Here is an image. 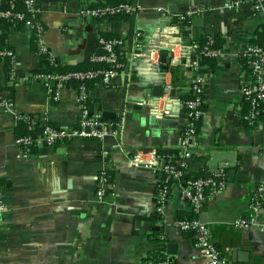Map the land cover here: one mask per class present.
Wrapping results in <instances>:
<instances>
[{
	"label": "crops",
	"instance_id": "crops-1",
	"mask_svg": "<svg viewBox=\"0 0 264 264\" xmlns=\"http://www.w3.org/2000/svg\"><path fill=\"white\" fill-rule=\"evenodd\" d=\"M107 1L37 0L46 49L52 56L60 54L53 56L55 63L79 55L90 30L96 39L100 33L123 39L119 49L127 60L124 67L107 83H94L84 91L89 114L112 113L101 116L113 131L101 140L72 137L36 144L28 152L16 143L23 132L21 118L71 129L79 124L82 106L72 83H64L54 100L53 84L29 77L45 68L32 48L30 30H6L0 23V34L6 32L5 45L15 58L11 75L0 60V89L21 115L0 110V178L6 205L0 214V264H148L160 249L172 264H198L193 233L175 225L179 215L190 211L181 197L184 183L169 184L168 200L158 210L162 174L129 162L138 147L146 148L145 157L158 147L179 153L186 122L181 98L192 93L196 79L202 83L203 114L186 174L222 169L225 181L222 190L206 197L199 218L228 264H264V112L248 120L240 89L249 78L240 52L255 45L264 13L250 0H132L128 19L81 15L83 6ZM185 12L192 15L178 19ZM140 17L168 22L144 41L136 31ZM207 36L219 39L212 71L204 63L206 54L197 48ZM139 48L137 56L143 59L134 66ZM141 80L148 87L168 85L174 94L144 100L147 107L133 118L131 106L143 96ZM105 172L108 191L99 197V177ZM254 195L260 204L257 225L236 227L234 220L248 215ZM117 200L119 206H114ZM168 243H175V253H169Z\"/></svg>",
	"mask_w": 264,
	"mask_h": 264
},
{
	"label": "built area",
	"instance_id": "built-area-1",
	"mask_svg": "<svg viewBox=\"0 0 264 264\" xmlns=\"http://www.w3.org/2000/svg\"><path fill=\"white\" fill-rule=\"evenodd\" d=\"M253 2L254 7L260 12L264 13V0H250ZM24 5L27 11L32 15H37V20L32 21L27 19L25 26L28 30H33L36 35L37 45L41 52L50 53L44 44L43 34L44 25L39 19V8L37 0H24ZM134 6L131 3L120 2L117 4H91L83 6L80 9L82 16L94 17V18H108L118 13H133ZM19 17L22 14L16 13ZM191 12H185L179 14L178 19H184L190 15ZM13 13L10 10H0L1 17L12 16ZM192 15V14H191ZM103 53L94 56V60H106L114 61L115 53L113 45L120 43V40H106L99 38ZM204 53L210 56H217L218 50L213 48L205 49ZM2 55H8L11 57V62H15L13 50H7L0 52ZM240 56L249 58L250 73L249 78L244 80L241 84V93L243 99L248 105V120L255 121L260 117V113L264 112V49L256 45H248ZM2 60V59H0ZM115 71L101 70V69H87V70H72L63 73L56 71L40 72L36 74H29L30 78L36 80H42L46 83L54 85V94L52 98L58 100L60 98V88L64 83L70 80H90L96 76H101V81L107 83L110 76ZM170 86L164 84V92H169ZM193 97L188 99L183 104L186 111V122L182 128L179 153L177 158H170L165 160L159 159L156 150L149 152V157H145L146 148L138 147L129 161L132 166L137 168H146L154 172L161 173V178H164L157 190L156 194V206L158 210H161L166 204L169 197V189L165 182L167 180H180L183 175L186 174L187 160L192 155V148L195 144L197 137V123L200 120L203 110L201 109V93L202 83L199 80L193 81L190 88ZM84 87L80 86L78 92V101L81 103V114L79 124L75 128H58L50 124H45L43 132L37 138H31L29 136L16 138V143L21 144L26 152L29 151V145L47 144L53 145L58 140L68 139L72 137L81 138H94L103 139L106 136L113 133L112 129L106 125V122L102 120L99 114L90 115L85 105ZM163 92V93H164ZM4 95L3 91L0 92ZM0 110L13 112L16 118L21 115L15 110L14 102L5 97L0 98ZM105 179L100 175L99 188L97 189V195L99 197L104 196ZM225 187L224 172L220 169L216 174L212 176H199L197 178L188 179L182 189L181 197L188 203L190 212L194 215L191 218L176 219L175 225L180 231H191L195 238V246L200 254V261L198 264H228V258L224 255L214 244L210 230L205 222L199 218V213L206 200V197L210 193H215L222 190ZM260 209L259 201L256 195L252 197L248 210L249 213L244 218L235 219L233 224L236 227L248 228L258 223V212ZM6 210V205L0 190V214ZM148 264H172L166 258H161L149 262Z\"/></svg>",
	"mask_w": 264,
	"mask_h": 264
},
{
	"label": "trees",
	"instance_id": "trees-1",
	"mask_svg": "<svg viewBox=\"0 0 264 264\" xmlns=\"http://www.w3.org/2000/svg\"><path fill=\"white\" fill-rule=\"evenodd\" d=\"M120 2H125V3H131L132 0H108L105 3H99V4H117ZM0 10H10L13 15L9 16L7 18L5 17H1L0 16V23L6 28V30L9 29H21V28H26L25 26V21L27 19H30L32 21L37 20V15H32L30 12L27 11L26 6L24 5V0H3L2 4L0 5ZM16 13L22 14V17H19ZM111 18L113 17H120L123 19H128L129 18V14L126 13H118L115 14L113 16H110ZM2 26V27H3ZM31 32V39H32V48L33 50H35L36 52H38V54L41 57V62L43 63V65L45 66L44 69H39V70H34L32 71V74H36V73H40V72H50V71H56L59 73H63V72H67V71H72V70H87V69H101V70H111V71H115L118 72L120 71L124 65L126 64L127 60L125 59V57L122 55V51H120V43L122 42V38L120 36H117L116 34H110V33H100V36L96 39V45L94 48V51L92 53V55L86 59L83 63L78 64V65H61L59 63H55L53 56L48 53V52H41L38 48L37 45V39H36V35L35 32L33 30L30 31ZM6 32H3L0 34V52H4L7 50H11L10 48H8L5 45L4 42V38H5ZM104 38L106 40L110 39V40H120V43H116L113 45V50L115 53V60L114 61H106V60H100V61H96L94 60V56L102 54L103 50L101 47V44L99 42V38ZM213 40V41H212ZM256 43H254L256 46H259L261 48L264 49V27L263 30H261L258 33V37L255 40ZM219 44V39H211L210 37H205L203 38V40L201 42H199L197 44V48L201 51H205V49H217ZM247 65V69L248 72L250 73V67H249V58L247 57H242ZM0 59L5 61V70L7 73H9L11 75V57L8 55H2L0 54ZM216 60L217 57L214 56H210V55H204V63L208 64L210 67V70L212 71L214 68V65H216ZM55 63V64H54ZM70 83H72L75 87H78V89H80V86L84 87V90H88V88L94 84V83H101V76H96L93 79L90 80H70L68 81ZM67 82V83H68ZM2 90L0 89V92ZM7 98L11 100V97L7 96V95H1L0 94V98ZM193 97V94L191 93L190 95H188L187 97H182V102L183 104L185 103V101H187L188 99H191ZM202 99V103H201V109L203 110V96H201ZM48 124V123H47ZM52 126H54L53 124H50ZM199 125V121L197 123V128ZM18 126L23 127V132L20 134L19 137H25V136H29L31 138H37L38 136H40L43 132V128L45 126V123L42 122H36L33 123L31 120L29 119H25V118H21L20 120H18ZM56 127V126H55ZM33 145H29V151L31 150ZM156 153L159 157V159L164 158L165 160H169L170 158H177L178 157V150L177 149H164V148H156ZM212 176L214 174H208V175H201V176ZM101 176L104 177L105 182L108 183L109 182V173L105 172L102 173ZM199 176H194V177H190V174L187 173L185 175H183V177L180 179V181L182 183H185L188 179H192V178H197ZM164 180V178L161 179V183ZM174 179L171 180H167V182H165V184L167 185L168 189H169V184L173 181ZM4 183L2 182L1 178H0V190H2ZM104 191H108L107 189H105ZM194 215L189 211L188 213L185 214H181L177 217V219H183V218H191ZM190 234H192L191 231H187ZM151 257L153 258V260H158L162 258V250L160 249L159 252L157 253H153L151 254Z\"/></svg>",
	"mask_w": 264,
	"mask_h": 264
},
{
	"label": "water",
	"instance_id": "water-1",
	"mask_svg": "<svg viewBox=\"0 0 264 264\" xmlns=\"http://www.w3.org/2000/svg\"><path fill=\"white\" fill-rule=\"evenodd\" d=\"M167 22H168L167 20H158V19H154V18L140 17L137 19V26L138 27H137L136 31L138 32L140 39L145 41L148 37H150V35H152L154 33L155 29L158 26L165 25ZM95 39H96L95 31L90 30L87 33L86 44H85V47L83 48V50L81 51V53L77 56L65 57V60L60 61L61 64L77 65L79 63H82L84 60L88 59L94 51ZM134 53L136 54V58L133 61V65L136 66L137 64H139L142 61L143 57L137 56L141 53L140 48L136 49L134 51ZM163 54H166V51L165 52L161 51V55H163ZM59 55H58V53L53 54V56H55V57L59 56ZM165 60H167V59H165ZM141 81L142 82H140L139 84L141 86L143 96H142V98L138 99L140 104H133L131 106L132 110L136 111V112H131L130 109L127 110L128 112H131L133 118H136V117L138 118V116L142 112L143 108L147 107L146 104L143 102L144 100H147V99L149 100L152 97H160L163 95V92H164V84H161V83L152 84L150 87H148V84L145 80H141ZM174 84H175V86H178V84L176 82H174ZM171 94L172 95L174 94V89L171 90ZM90 115H91V113H90ZM111 115H112V113L108 112V111L101 112V116L104 118H109ZM150 120H151V122H154L156 124H159V122H160V119L156 118L153 115H150ZM118 204H119L118 200L114 202V206H117ZM116 209H117L116 210L117 212L122 211V208H120V207H118ZM167 247L169 249L170 254L175 253V250H174L175 243H168Z\"/></svg>",
	"mask_w": 264,
	"mask_h": 264
}]
</instances>
